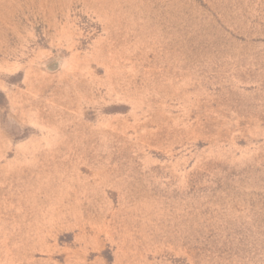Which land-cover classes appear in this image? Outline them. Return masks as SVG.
<instances>
[{"label": "rangeland", "instance_id": "1", "mask_svg": "<svg viewBox=\"0 0 264 264\" xmlns=\"http://www.w3.org/2000/svg\"><path fill=\"white\" fill-rule=\"evenodd\" d=\"M0 264H264V0H0Z\"/></svg>", "mask_w": 264, "mask_h": 264}]
</instances>
